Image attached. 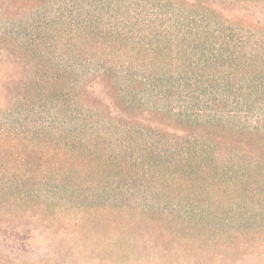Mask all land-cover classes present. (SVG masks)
I'll use <instances>...</instances> for the list:
<instances>
[{
  "label": "trees",
  "instance_id": "trees-1",
  "mask_svg": "<svg viewBox=\"0 0 264 264\" xmlns=\"http://www.w3.org/2000/svg\"><path fill=\"white\" fill-rule=\"evenodd\" d=\"M259 196L264 0H0V264L32 257L30 209L113 208L140 218L106 264H233L194 237L260 231Z\"/></svg>",
  "mask_w": 264,
  "mask_h": 264
},
{
  "label": "rangeland",
  "instance_id": "rangeland-1",
  "mask_svg": "<svg viewBox=\"0 0 264 264\" xmlns=\"http://www.w3.org/2000/svg\"><path fill=\"white\" fill-rule=\"evenodd\" d=\"M104 92L103 85L97 86L90 97L104 102ZM140 117L136 116V118ZM246 198L248 199V196ZM258 198L264 199V196L250 198V201L255 203ZM0 207H3L4 211L7 208L12 210L19 208L16 205L4 204V202ZM128 210L132 211V209ZM27 214L26 217H29L31 226L36 232V238L31 251L32 257L27 258L25 264H45L48 260H51L50 263L54 261V264H106L107 252L105 253V247L107 237H109L107 235L109 225L118 224L123 220L132 222L140 218L134 211L123 214L117 208L111 209L108 214L93 211L87 214L77 212L69 215L60 213L58 216L56 214L52 216L53 213L50 211L42 214L34 209H30ZM157 219V217H151L152 221ZM251 221L262 224L260 228L262 233L256 229L242 231L241 226L236 224L226 234L218 232L214 236L204 233L194 238L199 239L201 245L209 243L210 247H204L213 251L217 257H220L222 251L225 250V248L220 247L221 244L230 245L229 241L231 240L233 244L229 247L232 258L229 260L233 264H255L258 256L264 257V217H259L258 214ZM170 225L171 228L174 227L173 224ZM156 242L159 250L164 249L168 244V241L163 239L156 240ZM226 250L229 249L226 248ZM140 251L141 254L145 255L146 250L143 245ZM243 260L246 262H242Z\"/></svg>",
  "mask_w": 264,
  "mask_h": 264
}]
</instances>
